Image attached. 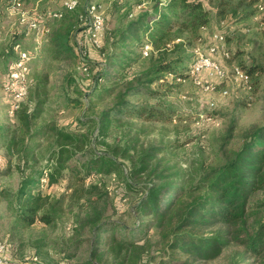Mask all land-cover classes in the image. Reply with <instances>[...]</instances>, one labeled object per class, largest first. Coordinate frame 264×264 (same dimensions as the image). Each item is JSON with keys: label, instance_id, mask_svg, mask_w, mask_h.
I'll return each mask as SVG.
<instances>
[{"label": "trees", "instance_id": "1", "mask_svg": "<svg viewBox=\"0 0 264 264\" xmlns=\"http://www.w3.org/2000/svg\"><path fill=\"white\" fill-rule=\"evenodd\" d=\"M82 1L77 0L72 11L61 5L55 11L61 12V18L44 21L43 51L50 70L58 68L56 64L79 63L73 36L87 15L88 2ZM232 1L223 0L220 5L236 14L246 0H239L236 8L229 5ZM256 2L248 0V7ZM130 15L134 13L128 11L124 17ZM210 22V11L202 0H154L149 9L110 31L98 50L99 61L86 62L91 64L90 72L84 64L83 74L91 73L90 92L83 93L75 75L66 70L57 87L56 100L67 103L69 90L110 98V105L97 115L76 123L64 124L56 118L38 123L51 105V88L47 73L33 75L13 114L15 128L2 129L6 156L0 176L14 171L19 183L14 192L0 188V204L5 205L12 230L37 224L55 227L64 211L75 207L83 213L82 217L73 214L75 225L84 232L69 241L57 260L40 245L29 257L36 259L35 264H154L157 258L156 264H207L232 248L238 250L228 255L227 264H264V126L249 129L237 149L224 150L231 126L216 157L218 164L195 162L185 168L162 166L166 149L140 144L141 130L134 131V121L164 123L174 115L171 106L158 101L165 96L160 90L171 91L176 78L188 77L187 66L193 58L188 50L203 37ZM24 34L26 29L5 51L7 66L16 60ZM145 43L151 50L143 58L140 49ZM140 60L147 67L128 72ZM237 66L249 76L252 92L260 69ZM4 75L2 89L8 71ZM169 75L171 80L166 78ZM134 97L139 99L130 102ZM113 127L121 131L119 145L106 142ZM98 145L103 146L102 152H97ZM107 178L137 197L124 193L112 202ZM111 188L117 192L115 186ZM129 196L134 198L127 213L134 218L131 226L114 219L117 213H126L118 207Z\"/></svg>", "mask_w": 264, "mask_h": 264}, {"label": "rangeland", "instance_id": "2", "mask_svg": "<svg viewBox=\"0 0 264 264\" xmlns=\"http://www.w3.org/2000/svg\"><path fill=\"white\" fill-rule=\"evenodd\" d=\"M62 1L24 0L20 7L30 12L36 9L41 16L45 17L43 14L47 13V11H60L62 9ZM78 1L83 3L82 0ZM153 1L87 0V2L97 5V10L104 19V40H102L104 45L106 44L105 38L110 31L122 27L139 12L149 9ZM202 1L205 8L210 11L211 22L208 29L203 32V37L194 43L193 47L188 50V53L194 54L198 52L207 55V48L211 42L212 34L222 32L225 36V47L230 54V59L225 60L221 56H216L213 57V60L223 67L227 78L223 82L214 81L216 91L213 92H204L189 80L183 83L175 82L176 86L171 91L163 87L160 91L165 96L157 99L173 108L175 113L171 116V119L164 123L136 122L133 120L136 123L134 131H139V129L142 131L138 134L140 144L144 146H160L166 149L164 155H162L165 160L162 166L167 165L170 167L177 165L185 168L187 165L195 162L218 164L219 162L216 157L220 156L219 150L231 126H233L231 136L226 141L227 144L224 150L237 149L249 129L264 126V8L260 11L256 7L260 2V5H264V0H257L250 7H248V0H246L240 9L235 7L239 0H233L229 5L231 8H236L238 11L236 14H232V11H229L230 8H227V11L224 6L220 5V2L223 0ZM5 4L6 0H0V157L6 156L2 144L3 137L1 133H4L2 129L10 128L12 130L16 125L14 124L15 120L13 116H9L7 113L9 104L6 93L2 89L4 72L9 71L15 61H12L7 66L3 61V56L13 43L14 37L24 29H26V34L19 38L20 46L18 50L23 49L31 52L33 55L26 65V89L28 90L32 85L33 75L37 73L48 74V86L51 88V105L47 108L48 110L43 114L42 119L38 123L43 119L47 121L54 118L64 124L69 122L76 123L77 119L87 115H97L101 110L110 105V98L104 94L100 96V100L96 94L88 97L75 94L70 90L67 93V97L69 98L68 103L67 100H56L57 87L60 85L65 70L71 71L75 75L77 83L84 89L83 93L90 92L92 85L90 83L91 73L84 75L83 73L85 72L80 71L81 60L77 53V47L79 44L85 45L87 55H84L82 59H84L83 63L85 62L84 64L89 68V72L91 64L88 65L86 62H98L101 51L88 47L86 41V23L80 22L77 27L78 30L73 36L74 51L75 54L77 53L76 56L79 63L75 62L76 65L74 66L67 63L56 64L58 68L53 67L50 70L48 68L49 58L43 51L45 32L42 31V28H28L26 24L27 21L29 23L38 20V17L32 14V16L29 15L25 20L26 23H20L17 16L7 15ZM220 9H225L226 13L219 15L218 11ZM128 11L129 13H134V15L124 17ZM249 13L251 16L246 17L245 15ZM131 16L133 18H129ZM40 21L44 24L43 19H40ZM238 64H243L246 69L252 66L260 69V75L256 78L257 83L254 84L255 88L252 92L245 91L241 86L231 81V69L234 65ZM146 67L147 62L140 60L128 72H138ZM166 78L171 80L168 76ZM199 78L204 83L212 82V78L209 77L207 71L201 72ZM64 86H67V82L64 83ZM152 87L153 89L157 88L156 85ZM222 89L228 90V96L224 98L219 97L218 91ZM138 99L134 97L130 98L129 101L135 103ZM212 101L215 103V107L211 110L208 104ZM205 116L211 117L213 122H205ZM120 133L121 131L117 127L111 128L106 137V142L111 145H119L122 143ZM96 150L97 152H102L103 146L98 145ZM108 180L107 178V182ZM141 180L142 183L147 182L143 179ZM113 182L110 180L108 182L112 184L111 186H115L117 190L114 193L112 191L113 188L109 187L111 190L110 200L112 202L115 203L118 196L124 193L137 197L136 193L132 191V193L128 192L120 184V186H116ZM18 183L19 175L14 171L0 176V188L2 189L14 192ZM133 201L134 198H130L129 196L127 197V201L119 203L118 208L120 211L125 210L126 213H117L114 219L121 220L129 226L133 225L134 218L127 214L131 209ZM64 205H66V202ZM73 214L80 217L83 216V213H80L77 208L72 207L70 211L67 209L64 211L55 227H44L37 224L26 230H12L10 229V220L8 219L5 205L0 204V240L7 246L10 245L12 247L8 253L9 260L6 264H35V261H31L29 257L32 253H35L37 247L40 245H42L43 252L48 253L49 257L54 260L59 259L57 255L65 247L68 248L67 244L77 236V233L81 236L84 235L80 227L75 225ZM110 214L113 216L112 213ZM156 240L154 239V241ZM235 250L238 249L232 248L226 255L223 254L219 259L207 264H227L228 255ZM157 259L154 261V264L157 263Z\"/></svg>", "mask_w": 264, "mask_h": 264}, {"label": "built area", "instance_id": "3", "mask_svg": "<svg viewBox=\"0 0 264 264\" xmlns=\"http://www.w3.org/2000/svg\"><path fill=\"white\" fill-rule=\"evenodd\" d=\"M262 1V0H261ZM6 3L9 4L6 6V13L9 16H17L20 23H24L28 16L36 15L38 20L34 22L27 21L28 28H42L43 32H47L43 23L40 19H59L61 18V12H47L41 16L36 9L32 12L23 10L20 6L22 2L18 0H6ZM261 3V2H260ZM257 4L258 10H263L264 5ZM63 9L66 11H72L77 6V0H63L61 2ZM86 18L82 19L84 23L87 24L86 30V41L88 47L94 50H99L102 45L103 35H104V19L100 15L97 10V5L92 2H88L86 8ZM39 14V15H38ZM39 22V24H38ZM41 22V24H40ZM77 53L80 57V69L82 72H86V68H84L83 56L87 55L85 51V45L79 44L77 47ZM151 48L145 43L140 49V54L143 58L149 55ZM76 53V54H77ZM207 55H203L202 53L195 52L193 58L190 60L188 64L189 75L187 78H176V83H183L185 81H190L198 88L202 89L204 92H213L216 91V85L214 81L223 82L226 80V71L223 67L213 60V57L221 56L223 59H230V54L225 47V36L220 33H213L211 42L207 48ZM33 57L31 52L26 50H19L17 53V58L15 62L11 65V69L8 71V77L6 83L3 86V90L7 96V102L9 104L7 113L9 116H13V114L17 111L19 104L24 100L26 96V65ZM207 71L210 78H212V82L204 83L200 80L199 75L201 72ZM172 78L171 75L168 76ZM231 81L234 84L241 86L245 91H250V78L245 71L239 68L237 65H234L231 69ZM219 97L228 96V90L222 89L218 91ZM209 109H214L215 103L212 101L208 104ZM205 122H213L211 117H204ZM2 162V157H0V164ZM8 249L4 242L0 240V264L8 263ZM36 261V259H33Z\"/></svg>", "mask_w": 264, "mask_h": 264}, {"label": "crops", "instance_id": "4", "mask_svg": "<svg viewBox=\"0 0 264 264\" xmlns=\"http://www.w3.org/2000/svg\"><path fill=\"white\" fill-rule=\"evenodd\" d=\"M4 149V148H3Z\"/></svg>", "mask_w": 264, "mask_h": 264}]
</instances>
